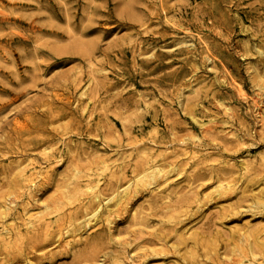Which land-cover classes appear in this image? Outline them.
<instances>
[{
	"label": "rangeland",
	"instance_id": "1",
	"mask_svg": "<svg viewBox=\"0 0 264 264\" xmlns=\"http://www.w3.org/2000/svg\"><path fill=\"white\" fill-rule=\"evenodd\" d=\"M133 255L264 264V0H0V264Z\"/></svg>",
	"mask_w": 264,
	"mask_h": 264
},
{
	"label": "bare ground",
	"instance_id": "2",
	"mask_svg": "<svg viewBox=\"0 0 264 264\" xmlns=\"http://www.w3.org/2000/svg\"><path fill=\"white\" fill-rule=\"evenodd\" d=\"M5 256H9V253H7ZM7 259H10V257H8ZM139 261H142V257L139 255H133L130 257L128 264H137Z\"/></svg>",
	"mask_w": 264,
	"mask_h": 264
}]
</instances>
